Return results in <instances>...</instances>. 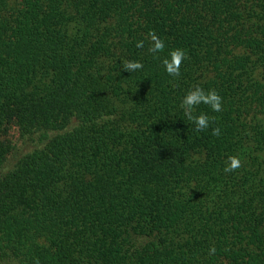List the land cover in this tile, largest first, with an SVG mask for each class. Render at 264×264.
<instances>
[{"label":"trees","instance_id":"trees-1","mask_svg":"<svg viewBox=\"0 0 264 264\" xmlns=\"http://www.w3.org/2000/svg\"><path fill=\"white\" fill-rule=\"evenodd\" d=\"M37 261L264 264V0H0V264Z\"/></svg>","mask_w":264,"mask_h":264},{"label":"clouds","instance_id":"clouds-1","mask_svg":"<svg viewBox=\"0 0 264 264\" xmlns=\"http://www.w3.org/2000/svg\"><path fill=\"white\" fill-rule=\"evenodd\" d=\"M148 39L150 40V47L148 51L150 53H159L163 52L165 48V43L162 39L158 37V35L154 31H150L148 33ZM136 47L143 48L144 41H137ZM187 58V54L183 49L176 48L169 52L168 57L162 60V64L166 73L172 77H178L180 75V68L182 62ZM124 70L131 73L143 68V64L139 61H125L123 64ZM205 104L209 105L211 110L214 112L222 111V97L218 94L215 89H208L205 91L203 88L199 86H194L192 89L186 92L184 97L181 100V107L184 110V115L187 117L189 121H191L195 130L198 132L204 131L210 126V117L206 113H199L198 115H194L195 108L200 105ZM212 135L219 136L220 129L213 128ZM242 163L241 159L238 155H230L227 157L226 167L224 171L226 173L236 171L241 168ZM216 249L214 246L210 247L208 250L209 255H214ZM38 264V261H37Z\"/></svg>","mask_w":264,"mask_h":264}]
</instances>
